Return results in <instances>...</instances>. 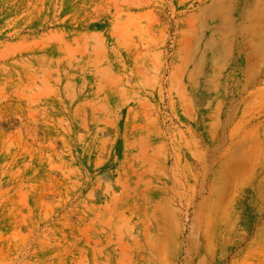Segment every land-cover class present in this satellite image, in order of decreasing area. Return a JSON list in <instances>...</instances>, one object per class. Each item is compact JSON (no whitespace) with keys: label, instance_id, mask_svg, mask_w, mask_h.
Instances as JSON below:
<instances>
[{"label":"rangeland","instance_id":"374dc122","mask_svg":"<svg viewBox=\"0 0 264 264\" xmlns=\"http://www.w3.org/2000/svg\"><path fill=\"white\" fill-rule=\"evenodd\" d=\"M0 264H264V0H0Z\"/></svg>","mask_w":264,"mask_h":264}]
</instances>
